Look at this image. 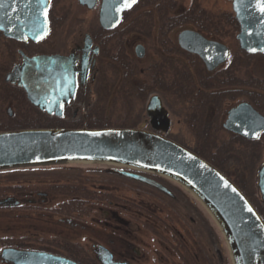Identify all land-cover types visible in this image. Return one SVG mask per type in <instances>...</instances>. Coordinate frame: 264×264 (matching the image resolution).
I'll list each match as a JSON object with an SVG mask.
<instances>
[{"label":"water","instance_id":"obj_1","mask_svg":"<svg viewBox=\"0 0 264 264\" xmlns=\"http://www.w3.org/2000/svg\"><path fill=\"white\" fill-rule=\"evenodd\" d=\"M136 1L103 0L102 23L118 24L122 11ZM229 1L239 25L236 39L240 48L249 54H264V0ZM79 2L92 7L95 0ZM49 6L50 0H0V31L16 40H41L48 32ZM179 40L188 51L198 48L196 52L209 68L228 55L227 46L188 29L180 32ZM137 49L140 54L141 47ZM4 80L20 86L32 105L56 116L62 115L64 104L76 88L71 61L59 54L24 57ZM145 112L154 130L143 128V124L0 130V171L77 164L106 166L109 173L172 196L167 187L139 172L161 177L178 186L205 211L221 236L229 264H264V218L260 212L219 168L165 136L170 118L158 95L149 98ZM228 115L226 127L244 137L257 138L264 129V117L248 103H240ZM256 186L264 205V162L256 169ZM95 253L101 264H132L115 261L102 245L96 247ZM0 259L10 264H80L47 251L16 247L3 248Z\"/></svg>","mask_w":264,"mask_h":264},{"label":"flooded vegetation","instance_id":"obj_2","mask_svg":"<svg viewBox=\"0 0 264 264\" xmlns=\"http://www.w3.org/2000/svg\"><path fill=\"white\" fill-rule=\"evenodd\" d=\"M64 1L65 0H50L47 14L48 32L44 38L37 42L29 38H27V40L9 38L0 31V55L5 64L2 65L4 69L2 72L3 80L6 73L9 72L15 64L21 63L24 57L51 54H59L68 57L72 64L74 81L76 83L74 95L68 100L67 104H64L61 116H56L54 114L50 115L32 105L27 99L24 90L16 83L5 82L9 84L8 87L5 86V89L9 90L5 95L9 102L19 103L20 100H25L29 108L40 111V114L44 116L62 118L69 122L78 121L82 123V126H86L87 118L90 117V115L96 114L94 106L95 97L100 95V92L104 87L116 85L117 80L121 78L122 74L120 75L116 69L117 63L125 61L128 64L135 66L136 69L138 61H143L145 58L146 46L144 44L147 45L146 41H148L151 47L147 46L156 53L158 61L139 68L138 71L141 75L148 76L151 73L159 72L160 81L158 85H169L170 82L176 84L180 81V69L182 65L187 66L189 69L193 116L191 119V127H189L190 129L187 128L191 135V142H181L179 139L172 138L170 135L171 105L167 106L163 99H167V93H164L163 90L156 89L151 91L146 97L145 106L152 95H158L161 99L162 105L168 111L170 125L165 135L186 146L193 152H195L193 148L211 150V153L217 159L223 155L221 152L217 153L216 151L218 150L234 151L232 154L234 156V154L237 153L235 145L236 143H239L243 145V150L246 149L249 151L248 156L252 157V160L255 159L258 166L264 162V129L259 133L257 138L252 139L244 137L238 132L226 127L229 111L240 103H248L258 114L264 117V92L261 90L264 84V78H261L258 74L242 77L239 76V73L237 72L239 69L238 65L242 66L245 59L249 60L250 58L264 55L259 53H246L240 48L236 35L235 40L237 41L238 46L235 48L234 52L223 42L227 35L225 26L228 24V17L226 15L201 13L200 15L191 18L188 22L180 24V22L177 21L178 17L171 13L174 8L172 10L170 8L174 6L180 8L177 0H137L131 8L122 11L118 24L104 25L101 21L103 0H95L92 7H88L87 4H81L79 0H76L77 5L83 11L91 12L89 16L91 18H86L85 14L81 17L74 16L66 9H62L65 10L62 12L60 10L61 7L59 6H61L60 3H64ZM162 3H168L166 10L158 8V5L160 4L162 7ZM191 4L198 5V2L197 0H192ZM198 6L200 7V5ZM148 7L151 8L149 11H144L141 16H137L140 11H143ZM112 22L113 19L111 23ZM234 24L237 25L235 19ZM58 26L62 28L65 26V28L62 29V31L60 29L55 30L58 29ZM180 26L183 28L177 32L175 40H171L170 33ZM185 29L197 33L208 41H215L227 46V57L218 62L215 66L209 68L199 53L196 52L198 48L195 47L193 48L194 51H188L181 47L179 35L180 32ZM58 35L62 36V39H60V45L62 46L56 48L58 43L56 37ZM133 36L136 38L133 39ZM139 36L141 40L138 38ZM137 46L141 47L140 54H138ZM181 56L186 60L183 63L180 62ZM109 76L111 78H109ZM12 91L15 92L12 93ZM252 95L253 98H251ZM11 103H9V106L6 109L7 114L10 116L13 114L14 108ZM227 103L229 104L227 105ZM173 106L175 105L173 104ZM175 110L177 111L178 107ZM142 124L144 128L154 130L148 121L146 112ZM184 124L186 125V123ZM158 132L161 131L159 130ZM222 133L229 136V138L222 141L220 138V134ZM205 134H207V136H205ZM205 159L208 160L207 158ZM208 161L212 163V161ZM233 161L234 160H232V162ZM72 168L75 167H69L68 169ZM103 170V172H106L105 169ZM227 172L229 173V170ZM237 175L238 174H236V178L232 177L230 173L228 176L251 200L250 195H248V192L244 189L245 187L240 184L241 181ZM146 176L160 182L172 192L173 195L170 196L156 188L139 182V184L155 190L163 199L167 198L170 201L172 200L174 208H171V211L174 212V216L177 219H175L173 223L168 218V213L165 210V207L154 204L160 209V211L165 213L167 221L169 220L166 224L171 223L172 228L175 232L177 230L176 233L180 235V231L174 227V223L176 222L177 225L180 226L181 207H184L186 203L184 204V202L178 198L177 193L174 190L175 188L171 184L150 175ZM241 178L244 179V176L242 175ZM237 180H239L240 183H238ZM243 183H245L244 180ZM41 194L42 193L38 191V195ZM154 200L160 202L158 198H155ZM252 202L253 204L255 203L253 200ZM109 203L112 204V201L110 200ZM137 205L141 208L144 207L142 204ZM189 205L190 204L187 203L188 207ZM254 205L260 206L264 210V205L262 203L260 204L258 202ZM149 206V209L145 207V209L148 210H146L145 213L154 216V214H152V211L154 212V210H151V205ZM193 209V212L186 216L192 226H194L193 223H196L198 218L205 221L203 215L198 211V208L193 206ZM72 213L76 212L74 211ZM194 213L196 215H194ZM76 214H79V212ZM109 216L111 217L110 219L114 220L118 218V214L115 211H111ZM63 218H66L65 220L73 227L78 225L71 217H69V215H65L59 219L62 220ZM110 219H105L103 224L104 226H107L108 229L110 226H108L107 221ZM125 224L128 225V223ZM108 236L109 247L102 244L98 245L106 247L111 252L115 261H126L136 264L132 252H121V250L116 251L110 247V244L113 245L115 243V237H112V232L109 233ZM133 252L136 255L137 252L135 250Z\"/></svg>","mask_w":264,"mask_h":264},{"label":"rangeland","instance_id":"obj_3","mask_svg":"<svg viewBox=\"0 0 264 264\" xmlns=\"http://www.w3.org/2000/svg\"><path fill=\"white\" fill-rule=\"evenodd\" d=\"M177 2L178 5L185 9L191 6L192 0H177ZM197 2L207 14L226 15L228 17V24L225 26L227 35L223 42L234 52L235 48L238 46L237 41L235 40L238 26H235L234 24L235 17L231 2L228 0H197ZM60 4L61 6L59 7H61L60 10L62 12L65 11L62 9H66L74 16L81 17L85 14L86 18H91L89 17L91 12L83 11L77 5L76 0H65L64 3ZM150 9L151 8L148 7L145 10L140 11L137 16H141L144 11H149ZM65 26L63 28L58 26V29L55 30L60 29L62 31ZM180 27L174 29L170 33L171 40H175L177 32L183 28L182 26ZM56 38V40H58L56 48H59L62 46L60 45V39H62V36L58 35ZM132 38L135 39L136 37L133 36ZM138 38L140 39V36ZM146 43L150 46L148 41H146ZM144 45L146 46V55L143 61H138V64L136 65L137 71L139 68L146 66L147 64L158 61L156 53H154L151 48H148L146 44ZM185 61L186 60L181 56L180 62L183 63ZM2 65L5 64L0 55V127L4 126L12 128L14 124H17L20 120L46 121L45 119L47 118L50 119L48 122L53 124H64L69 127L82 126V123L78 121L69 122L66 119L57 121L56 118L47 116L46 118L44 115L38 114L29 108L25 100H20L19 103L9 102L5 96L7 93L2 91L4 88L2 89L1 86L2 72L4 70ZM238 67L239 69L237 72L239 73V76L245 77L247 75L258 74L261 78H264V56L250 58L249 60L245 59L243 65H238ZM109 78L111 77L109 76ZM114 86L109 85L108 87H104L101 90L100 95L98 97L96 96L97 98L95 97L94 106L98 117L110 119V126H119L127 117L128 109L120 98L122 96H119L115 91L110 92V88ZM15 91H12V93ZM108 92L110 94H108ZM163 99L167 106L171 105L168 103L167 99ZM9 103L14 106L13 114L11 116L8 115L6 111ZM145 103L140 107H138V105L135 107L134 114H140L138 124L145 118ZM228 104L229 103H227V105ZM175 109H177L176 106H171L170 108V135L172 138H177L181 142L189 143L192 140L190 132L184 124L185 122L182 115L176 113ZM220 138L223 141L227 140L229 136L222 133L220 134ZM235 148L237 149L235 155H241V151H244L243 145L239 143H236ZM231 163L232 166L229 169V173L232 177L236 178L234 172L237 170V174H240L238 176L239 178L243 175V180L248 179V174L250 175L248 167L250 169V165L247 164V167L245 168V166L241 164L239 165V161H237L236 158ZM250 163L253 164L251 160ZM64 167L75 168L54 171H35L28 169L11 173H0V202L11 203L13 205L8 208H0V252L5 247L31 250H51L66 257L71 255L76 259H84L87 264H90L91 260L96 261L94 264H101L96 259L97 257L95 258L96 247L98 244L109 247L108 235L112 232V237H115V243L113 245L110 244V247L116 251L121 250V252H132L136 264H183L179 253L176 252L177 249L174 248V246L177 245L176 239L172 237L171 230H168L166 226L161 223L169 221H167L165 213L160 211V209L153 203L155 198H162L160 194L145 185L129 183L117 179V177H115L117 175L103 172V169L107 168L106 166L77 164ZM256 167L257 164L255 165V169ZM255 169L251 172H254ZM68 174H71L72 177L65 178V176H63ZM253 175H255V172L252 173V176ZM243 180H240L241 183ZM79 182L85 185L87 189L92 190L96 198H86V206L92 207V210H90L88 214H76V211V213L71 212L68 214L69 217L78 224L76 227H73L65 220L66 218H63L62 220L59 219L60 217H64L65 214L56 211V209H59L60 205V209L65 208L62 207V205L66 204L70 198L68 196L57 194L44 196L47 193L44 189L51 183L58 185H74ZM242 185L245 187L244 189L248 192V195H250L251 200L258 203V193L257 190H255L256 188L254 189L252 187V183L251 185L250 182L246 184L242 183ZM14 187L17 189H13ZM21 187H29L38 190H33L31 192L28 191V195L23 196L18 195V192L15 194V191H18V188L21 189ZM101 187H105V191H100L99 188ZM38 191L44 194L38 195ZM107 192L113 193L112 195L117 196V200H113V198L110 199L112 204L109 203L108 199L105 201L103 200L104 198L98 199L99 196ZM133 204H136V206H133ZM137 204H142L144 207L140 208ZM149 205L152 206L151 210L153 209L156 213L155 214L152 211L154 216L145 213L147 210L145 207L148 208ZM199 209L198 211L203 215L206 223L212 226L216 237V243L210 239L211 253L212 251L214 253V255L212 253L214 256L213 258L218 261L219 264H228V257L221 236L205 211L201 207ZM111 211L117 212V219H110L111 217L109 215ZM105 219H110L107 221L108 226H110L109 229L107 226L103 225ZM125 223H128V225ZM183 225L188 227L190 224L184 221ZM193 225L196 224L193 223ZM174 227L179 229L180 235L182 236L183 234V237L186 238L181 225L178 226L175 222ZM198 230L199 227L196 225V235L202 237L203 242L205 243L206 237L204 233L202 234ZM177 234L178 233H176V236H178ZM187 239L188 238H186V242H189ZM10 241L13 242L8 244ZM134 250L137 252L136 255L133 252ZM0 264L10 263H5L0 259Z\"/></svg>","mask_w":264,"mask_h":264},{"label":"trees","instance_id":"obj_4","mask_svg":"<svg viewBox=\"0 0 264 264\" xmlns=\"http://www.w3.org/2000/svg\"><path fill=\"white\" fill-rule=\"evenodd\" d=\"M168 7V3H162V7L161 4L158 5V8L166 10V8ZM171 10L174 8V10L171 12L172 14H174L175 16L178 17L177 21L180 22V24H183L185 22H188L191 18L200 15L201 13H207L206 11H204L203 9H201L197 4H191L190 7L188 8H183L180 6V8H176L174 7H170ZM180 9V10H179ZM231 21V20H230ZM237 26V25H235ZM117 71L120 73L121 78H119L116 82L117 86L111 87L110 88V92L111 91H115L117 94H119V96L122 99V101L124 102L125 106L128 109V114H127V119L125 118L124 122H122L119 126H125V127H136L138 125V119L140 114L139 113H135V107L136 105H138V107L142 106L145 101H146V97L147 95L153 91V90H163L164 93H167L166 95L168 96V103L171 104V106L173 107V104L178 107V110L176 111V113L178 112L179 114L182 115V118L184 120V122L186 123L187 127H191V119H192V106H191V99H192V91H191V86H190V78H189V69L187 66L182 65L181 69H180V81L176 84H173L170 82L169 85H158L159 81H160V74L159 72H154L151 73L150 75H141V73L139 71H137V69H135V66H132L130 64H128L125 61L122 62H118L117 66H116ZM3 75V73H2ZM1 75V76H2ZM8 83H5V81L3 80V76H2V81H1V86H2V91L5 93H8L9 90L5 89V86L8 87ZM264 92V84L262 86L261 89ZM18 93V92H17ZM109 93V92H108ZM169 94V95H168ZM251 98H253V95L251 96ZM34 112L40 114L41 112L33 109ZM46 117V116H45ZM97 114L95 115H90V117L87 119L86 121V126L88 128H94V127H106V126H110L111 122L110 119L108 118H100L98 117ZM47 118V117H46ZM46 121H22L20 120L17 124H14V126L11 127H0V130H4V129H16V128H24V127H64V124H53L50 121L49 118L45 119ZM57 121H61L63 120L62 118H56ZM76 127H81V126H76ZM190 129V128H189ZM203 136V135H200ZM205 136H207V134H205ZM193 150L198 153L199 155L207 158L208 160L212 161V163L218 167L219 169H221L222 171H224V173H226L227 175H229V173L227 172L231 166H232V160H234V158H236L237 161H239V165H243L245 166V168L247 167V164L250 165V169L248 167V170L250 171V175L248 174V179L243 183L246 184L248 182H250V185L252 183V187L255 189V178L254 175L252 176L251 172L253 169H255V165L257 164L255 159H251L252 157L248 156V150H244L242 151L241 155H232L234 151L231 150H218L216 151L217 153H222L223 155L220 156V158H215L213 156V154L211 153V150H206V149H199V148H193ZM252 153V151H251ZM234 157V158H231ZM250 160L253 162L250 163ZM60 169H68V168H62V167H58V168H36V169H29V170H42V171H54V170H60ZM22 170H28V169H15V170H8V171H0L1 172H16V171H22ZM235 174H237V170L234 172ZM240 175V174H239ZM237 175V176H239ZM65 176V178H69L72 177L71 174L68 175H63ZM252 176V177H251ZM117 177V179H121L124 181H127L129 183H133V184H139L131 179L125 178V177H121V176H115ZM154 177V176H153ZM157 178V177H155ZM162 179V178H160ZM164 181H166L167 183L171 184L175 189L178 198L184 202V207L182 206L181 211H180V225L181 227H183V230L185 232V236L186 238H188L187 240L189 242H186V238L177 234L178 236H176V232L175 230L172 228L171 223L170 224H166L164 222H161L163 225L166 226L167 229H170L173 233V237L174 239H176L177 241V245L174 246V248H176V252L179 253L180 258L182 259V263L183 264H219L218 261H216L211 253V243H210V239L216 243V237L213 231V228L210 224L206 223L205 221L201 220L200 218L197 219V222L195 223L197 225V227H199V232H201L202 234L204 233L205 235V243L203 242L202 237H198L196 235V225L192 226L189 221H188V217L186 218V216L190 215L191 212H193V206H196L198 209L200 207H198L199 205H197V203L187 194L185 193L183 190H181L179 187H177L176 185L172 184L171 182L162 179ZM240 180H243V178ZM116 181V180H115ZM238 183L239 180H237ZM242 183H240L242 185ZM105 187H101L99 188L100 191H105L104 189ZM108 188V187H107ZM13 189H17L16 187H14ZM33 190H38V189H34V188H29V187H21V189L18 188V195H28V191H33ZM46 196L50 195V194H57V195H63V196H68L70 199L66 202V204H63L62 207L65 208H61L59 206V209H56L57 212L61 213V214H65L68 215L71 212H79V214H88L90 212V210H92V207H88L85 204V200L86 198H91V199H95L96 196H94V193L92 192V190H89L86 188L85 185H83L81 182L77 183V184H72V185H68V184H50L48 185L45 189ZM257 190V189H255ZM112 192V191H111ZM113 193H103L101 196H99L98 199L104 198L103 200H109L113 198V200H117L116 199V195H112ZM81 197V199H80ZM160 200V202H158L157 200H154L153 203L158 204L162 207H165V210L168 213V218L171 220V222L173 223V221L176 219L174 216V212L171 211V208H174V203H172V200H168L167 198L163 199V198H158ZM187 203L190 204L189 207L187 206ZM255 204V203H254ZM136 206V204H133V206ZM9 206H13L11 203H4V202H0V208H8ZM192 206V207H191ZM170 207V208H169ZM257 209L260 211V213L263 215L264 217V210L262 207L260 206H256ZM141 208V207H140ZM200 210V209H199ZM148 211V210H147ZM198 212V211H196ZM190 213V214H189ZM194 215H196L194 213ZM177 220V219H176ZM169 221V220H168ZM184 221L187 222L188 224H190L188 227L183 225ZM216 230V229H215ZM13 241H10L8 244H11ZM46 251H50L53 252L51 250H46ZM56 253V252H53ZM57 254V253H56ZM68 255V254H67ZM67 257H70L76 261H78L81 264H87L86 261L84 259H76L75 257L68 255ZM94 262H96L95 260H91L90 264H94Z\"/></svg>","mask_w":264,"mask_h":264}]
</instances>
